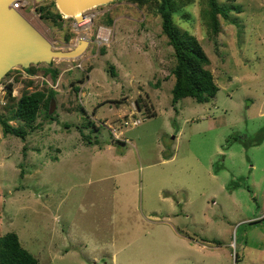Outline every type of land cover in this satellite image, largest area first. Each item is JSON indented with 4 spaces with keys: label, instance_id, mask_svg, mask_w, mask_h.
<instances>
[{
    "label": "rangeland",
    "instance_id": "374dc122",
    "mask_svg": "<svg viewBox=\"0 0 264 264\" xmlns=\"http://www.w3.org/2000/svg\"><path fill=\"white\" fill-rule=\"evenodd\" d=\"M172 1L173 24L209 61L218 90L206 103L171 105L159 0H117L57 25L35 10L54 12L49 0L14 3L52 50L87 41L76 59L0 80L2 118L22 93H54V115L40 107L23 140L0 130V236L15 233L38 264H264V0L232 2L240 12L217 16L216 34L207 0Z\"/></svg>",
    "mask_w": 264,
    "mask_h": 264
},
{
    "label": "trees",
    "instance_id": "16d2710c",
    "mask_svg": "<svg viewBox=\"0 0 264 264\" xmlns=\"http://www.w3.org/2000/svg\"><path fill=\"white\" fill-rule=\"evenodd\" d=\"M133 1L138 7L143 4L148 5L149 3V0ZM159 1V3H154L155 6H153V8L160 19L161 34L165 37L168 46L171 48L175 60V64L170 70V75L173 78V83L170 88L171 105L174 106L178 100L184 98L192 99L197 104L206 103L215 96L218 90L213 83L211 73L206 69L209 61L197 40L187 32L179 30L173 24L172 16L175 13L173 1ZM223 1L230 4H218L216 0H207L206 2V6L209 9L206 25L213 34L218 32L217 16H220L223 20L229 21L228 14L231 11L236 13L240 12V6L232 4V2L236 0ZM50 5L53 6V3L50 2ZM49 9L48 7H37L35 10L40 19L47 20L53 25H57L55 21L56 19L59 21L61 15L56 10L51 12ZM230 21L232 22V20ZM234 23L235 22H233V24ZM65 40H67V37H65ZM26 71H28V69H26ZM47 73L51 78H54L57 74L55 70L48 71ZM109 74L113 76L110 67ZM10 90L11 86L6 85V97L10 101H13L10 97ZM53 95L54 93L52 91H49L45 97L43 93L39 91L22 93L14 102L13 107L10 108V115L5 118H2L0 115V130L2 136L10 135L23 140L27 134L24 130L25 127L30 129L40 107H43L45 110V116L51 118L54 114L48 115L47 110ZM135 106L139 109L137 100ZM83 111L84 110L80 108V112ZM11 121L19 123L21 126L12 127L9 125ZM262 131H264V129H262ZM214 243L219 245L216 241H214ZM0 264H38V262L30 253L20 246L15 233L7 232L0 236Z\"/></svg>",
    "mask_w": 264,
    "mask_h": 264
},
{
    "label": "water",
    "instance_id": "95a60500",
    "mask_svg": "<svg viewBox=\"0 0 264 264\" xmlns=\"http://www.w3.org/2000/svg\"><path fill=\"white\" fill-rule=\"evenodd\" d=\"M17 0H0V80L5 74L19 67L48 65L54 59H76L80 57L87 41L78 39L68 51L52 50L50 43L34 29L12 5ZM43 1V0H35ZM60 15H66L75 23L83 19V12L96 6L117 0H49ZM53 110L49 105L48 114Z\"/></svg>",
    "mask_w": 264,
    "mask_h": 264
},
{
    "label": "crops",
    "instance_id": "0c3cea01",
    "mask_svg": "<svg viewBox=\"0 0 264 264\" xmlns=\"http://www.w3.org/2000/svg\"><path fill=\"white\" fill-rule=\"evenodd\" d=\"M92 116H94V115H92ZM171 159V158H170ZM169 226H170V228H174L173 226H171V224H169ZM174 230V229H173ZM177 230V229H176ZM178 231V230H177ZM178 236H180V237H182L181 239H186V235L185 234H183V236H182V234H179ZM205 240L206 239H202V240H200L201 241V243L202 244H204V242H205ZM207 241V240H206ZM211 242H214L213 240H211ZM205 243H207V242H205ZM216 247H218V245H216ZM114 254H112V257H111V259L113 260V258H114V256H113ZM92 258V260H94L95 259V257L94 256H92L91 257ZM87 259H89V258H87Z\"/></svg>",
    "mask_w": 264,
    "mask_h": 264
},
{
    "label": "bare ground",
    "instance_id": "6f19581e",
    "mask_svg": "<svg viewBox=\"0 0 264 264\" xmlns=\"http://www.w3.org/2000/svg\"><path fill=\"white\" fill-rule=\"evenodd\" d=\"M12 7H13L14 10H15V6L12 5ZM83 22H84V19H81V20L77 21L78 24H81V23H83ZM101 37H104V32H103L102 29H100L99 32H98V38L101 39Z\"/></svg>",
    "mask_w": 264,
    "mask_h": 264
},
{
    "label": "built area",
    "instance_id": "2783aa9c",
    "mask_svg": "<svg viewBox=\"0 0 264 264\" xmlns=\"http://www.w3.org/2000/svg\"><path fill=\"white\" fill-rule=\"evenodd\" d=\"M13 6H14V4H13ZM83 15V14H82ZM61 17L62 18H64L62 15H61ZM83 19L85 20V18H84V16H83ZM90 20V18H88V21ZM100 30V29H99ZM99 30H98V32H99ZM260 219H264V212H263V215H261L260 216Z\"/></svg>",
    "mask_w": 264,
    "mask_h": 264
},
{
    "label": "clouds",
    "instance_id": "9594fccd",
    "mask_svg": "<svg viewBox=\"0 0 264 264\" xmlns=\"http://www.w3.org/2000/svg\"><path fill=\"white\" fill-rule=\"evenodd\" d=\"M63 16V15H62ZM71 19V18H70Z\"/></svg>",
    "mask_w": 264,
    "mask_h": 264
},
{
    "label": "flooded vegetation",
    "instance_id": "af4514ba",
    "mask_svg": "<svg viewBox=\"0 0 264 264\" xmlns=\"http://www.w3.org/2000/svg\"><path fill=\"white\" fill-rule=\"evenodd\" d=\"M51 2V1H50Z\"/></svg>",
    "mask_w": 264,
    "mask_h": 264
}]
</instances>
